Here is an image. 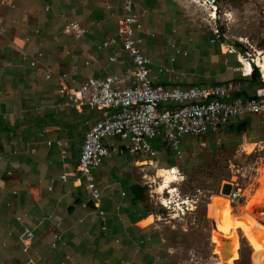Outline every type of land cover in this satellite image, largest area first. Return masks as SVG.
<instances>
[{"label": "crops", "instance_id": "0c3cea01", "mask_svg": "<svg viewBox=\"0 0 264 264\" xmlns=\"http://www.w3.org/2000/svg\"><path fill=\"white\" fill-rule=\"evenodd\" d=\"M124 5L125 0H0L5 29L0 35V264H169L163 224L141 196L154 191L146 179L153 176L152 167L162 163L170 167L159 170H180L197 136L183 137L181 154L154 139L156 157L130 152L121 138H105L115 149L93 169L100 214L93 202L83 205L88 195L78 162L86 132L107 111L69 106L59 92L62 83L79 88L88 77L118 75L120 86L134 83L133 63L118 38ZM132 12L143 26L139 35L154 85L233 81L236 90L228 98L264 90L262 75H252L253 65L243 73L244 52L215 35L218 21L209 13L199 19L197 8L185 0H132ZM72 21L83 31L66 32ZM109 38L114 41L102 46ZM34 50L43 51L36 66L30 57ZM224 124L242 144H264V114H244ZM56 140L67 144L63 148ZM26 228L34 233L27 251L21 238Z\"/></svg>", "mask_w": 264, "mask_h": 264}, {"label": "rangeland", "instance_id": "374dc122", "mask_svg": "<svg viewBox=\"0 0 264 264\" xmlns=\"http://www.w3.org/2000/svg\"><path fill=\"white\" fill-rule=\"evenodd\" d=\"M216 1L217 21L226 38L240 43L256 59L258 50L264 49V0ZM185 2L197 8L199 19L211 11L200 0ZM224 125L191 140L189 159L184 156L180 170L173 173L177 179L171 183L176 189L172 193L159 190L163 168H158L169 164H156L153 176L146 178L154 189L145 194L148 210L163 224L169 264L264 261V207H251L253 200L264 195V144L244 145ZM232 182L247 194L244 204L232 206L228 194L222 193L223 184ZM161 196L170 198L167 207L160 202ZM182 200L193 203L184 213L182 204L177 205Z\"/></svg>", "mask_w": 264, "mask_h": 264}, {"label": "built area", "instance_id": "2783aa9c", "mask_svg": "<svg viewBox=\"0 0 264 264\" xmlns=\"http://www.w3.org/2000/svg\"><path fill=\"white\" fill-rule=\"evenodd\" d=\"M200 1L209 5L212 10L209 16L216 23L217 1ZM124 6L127 14L119 20L118 38L133 63L134 83L122 87L120 77L112 75L106 78L88 77L79 88H72L64 83L59 88L64 103L69 106L76 108L89 106L92 109L107 111L106 116L92 124L86 132L78 162V169L84 177L88 195V200L83 205L87 206L93 202L100 214H103L100 210L101 190L93 169L102 164L115 149L113 145L104 142L105 138L120 137L126 141L125 147L130 152L145 153L151 157L158 155L153 140L160 138L177 154H181L180 143L184 136L205 134L218 125L244 114H264V90H260L256 96L250 98L241 96L228 98L236 90L233 81L191 87L154 85L150 76L151 60L143 53V38L139 35L143 27L142 23L137 14L132 12V0H125ZM4 30L0 25V35ZM64 30L77 33L83 31L77 21L66 23ZM213 31L218 38H226V34L221 32L218 24L214 25ZM113 41V38H109L102 46ZM30 55L31 64L36 66L40 63L39 59L43 56V51L34 50ZM242 55L243 73L249 72L250 70H246L247 63L256 65L257 58L250 56L247 51ZM110 59L115 60L116 57L111 56ZM50 75L47 74L48 77ZM261 75L263 77L262 72ZM56 142L61 147L67 144L61 140ZM62 152L65 156V151ZM62 178L65 179L66 175H62ZM231 185L228 194L231 205L244 204L248 200L245 191L239 189L234 182ZM159 200L165 207L169 205V197L161 196ZM179 204H182L180 209L183 213L193 206L192 201L189 200H182L181 203H177ZM20 218L18 216V219ZM21 238L24 242V250L27 251L34 233L26 228Z\"/></svg>", "mask_w": 264, "mask_h": 264}, {"label": "bare ground", "instance_id": "6f19581e", "mask_svg": "<svg viewBox=\"0 0 264 264\" xmlns=\"http://www.w3.org/2000/svg\"><path fill=\"white\" fill-rule=\"evenodd\" d=\"M256 66L261 69V72L263 73L264 77V49L258 50L257 52V60H256ZM252 64L247 63V69L251 70ZM177 170L174 168H163V181L159 186V190L163 191L165 189H169L170 192L176 190L174 186L171 185V183L177 179V177L173 174ZM252 208H259L264 207V195L260 196L254 203L251 204ZM264 264V261L263 263Z\"/></svg>", "mask_w": 264, "mask_h": 264}, {"label": "trees", "instance_id": "16d2710c", "mask_svg": "<svg viewBox=\"0 0 264 264\" xmlns=\"http://www.w3.org/2000/svg\"><path fill=\"white\" fill-rule=\"evenodd\" d=\"M221 32H222V30H221ZM223 38L226 39L225 37H223ZM231 43H232L233 46H235V47L241 49V51H243V52L246 51V49H245L240 43H238V42H231ZM253 66H254V67H253L252 75H254V76L259 75V76H260L261 73H260L258 67H257L256 65H253ZM139 191H140V193H143V189H142L141 187L139 188ZM141 197H144V199L146 198L145 194H144L143 196H141ZM255 201H256V199L253 200L252 203H254ZM259 208H260V207H259Z\"/></svg>", "mask_w": 264, "mask_h": 264}, {"label": "water", "instance_id": "95a60500", "mask_svg": "<svg viewBox=\"0 0 264 264\" xmlns=\"http://www.w3.org/2000/svg\"><path fill=\"white\" fill-rule=\"evenodd\" d=\"M231 187H232L231 183H225V184H223V186H222V193L223 194H229L230 191H231Z\"/></svg>", "mask_w": 264, "mask_h": 264}]
</instances>
